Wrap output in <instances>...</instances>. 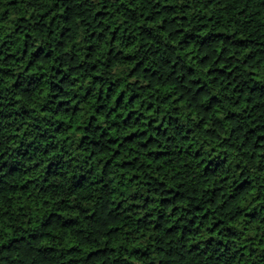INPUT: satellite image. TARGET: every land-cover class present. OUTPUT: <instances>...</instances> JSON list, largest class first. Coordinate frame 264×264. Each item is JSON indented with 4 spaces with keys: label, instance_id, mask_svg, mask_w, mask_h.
<instances>
[{
    "label": "trees",
    "instance_id": "16d2710c",
    "mask_svg": "<svg viewBox=\"0 0 264 264\" xmlns=\"http://www.w3.org/2000/svg\"><path fill=\"white\" fill-rule=\"evenodd\" d=\"M0 264H264V0H0Z\"/></svg>",
    "mask_w": 264,
    "mask_h": 264
}]
</instances>
